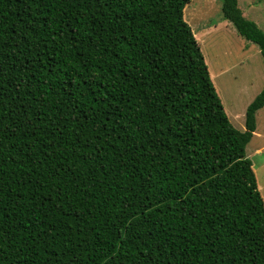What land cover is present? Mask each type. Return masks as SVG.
Segmentation results:
<instances>
[{"label":"trees","instance_id":"obj_1","mask_svg":"<svg viewBox=\"0 0 264 264\" xmlns=\"http://www.w3.org/2000/svg\"><path fill=\"white\" fill-rule=\"evenodd\" d=\"M189 1L0 0V264H264V85L238 130Z\"/></svg>","mask_w":264,"mask_h":264},{"label":"rangeland","instance_id":"obj_2","mask_svg":"<svg viewBox=\"0 0 264 264\" xmlns=\"http://www.w3.org/2000/svg\"><path fill=\"white\" fill-rule=\"evenodd\" d=\"M244 16L264 31V0H237ZM222 0H190L184 17L190 24L232 125L244 130L245 110L264 85L258 46L239 35L222 17ZM229 114V115H228ZM256 129L246 144L264 201V106L255 113Z\"/></svg>","mask_w":264,"mask_h":264},{"label":"crops","instance_id":"obj_3","mask_svg":"<svg viewBox=\"0 0 264 264\" xmlns=\"http://www.w3.org/2000/svg\"><path fill=\"white\" fill-rule=\"evenodd\" d=\"M255 22V21H254ZM212 77H213V75H211ZM213 81H214V78H213ZM214 84H215V82H214ZM217 88V87H216ZM218 90V89H217ZM218 93H219V91H218ZM219 95H220V93H219ZM220 97H221V95H220ZM224 109H225V107H224ZM225 111L227 112V110L225 109ZM228 113V112H227ZM229 115V114H228Z\"/></svg>","mask_w":264,"mask_h":264},{"label":"clouds","instance_id":"obj_4","mask_svg":"<svg viewBox=\"0 0 264 264\" xmlns=\"http://www.w3.org/2000/svg\"><path fill=\"white\" fill-rule=\"evenodd\" d=\"M244 15V14H243Z\"/></svg>","mask_w":264,"mask_h":264}]
</instances>
